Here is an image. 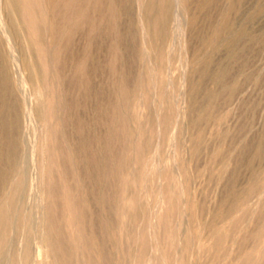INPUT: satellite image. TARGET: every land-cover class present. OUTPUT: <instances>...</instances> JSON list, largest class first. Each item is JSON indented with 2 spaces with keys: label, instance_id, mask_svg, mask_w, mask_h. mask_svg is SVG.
Segmentation results:
<instances>
[{
  "label": "rangeland",
  "instance_id": "obj_1",
  "mask_svg": "<svg viewBox=\"0 0 264 264\" xmlns=\"http://www.w3.org/2000/svg\"><path fill=\"white\" fill-rule=\"evenodd\" d=\"M4 1L0 65L9 83L4 104L13 111L5 115L20 121L17 128L0 130V154L17 151L15 162L0 155V201L13 193L16 204L0 264H12L17 255L16 264L47 263L37 253L44 232L67 244L70 264H87L88 257L94 264H264V0H183L180 5L178 0H19L12 11ZM34 15L44 17L43 54ZM28 61L40 71L47 67L53 82L55 93L47 100L57 109L56 120L48 125L47 100L35 91L38 82ZM50 130L51 154L41 153V140ZM49 156L56 158L55 170L42 176L39 166ZM66 157H72L71 166ZM48 190L55 199L45 197ZM67 191L69 200L78 201L75 209L85 210L84 218L71 225L64 219ZM48 213L55 218L46 221ZM73 225L83 231L92 227L93 233L86 229L76 241ZM91 235L101 242L86 251L82 241L88 243ZM103 249L109 254L102 261ZM25 251L29 254L22 259Z\"/></svg>",
  "mask_w": 264,
  "mask_h": 264
},
{
  "label": "bare ground",
  "instance_id": "obj_2",
  "mask_svg": "<svg viewBox=\"0 0 264 264\" xmlns=\"http://www.w3.org/2000/svg\"><path fill=\"white\" fill-rule=\"evenodd\" d=\"M34 1V0H33ZM33 1H31L32 2V4H33ZM49 1V0H48ZM55 1V0H54ZM147 1V0H146ZM181 1H183V0H178L177 2L179 3V5H180V3H181ZM185 2H187L186 0H184ZM4 5H6V8H8L9 10H14V8L16 7V6H18V3H19V0H5L4 1ZM55 3V2H54ZM148 3V2H147ZM178 3L176 4V5H178ZM207 3V2H206ZM20 4H21V2H20ZM35 4V3H34ZM40 4V3H39ZM48 4V3H47ZM51 4V3H50ZM183 4V3H182ZM181 4V5H182ZM186 4H188V3H186ZM28 6V5H27ZM34 6H36L37 7V5H34ZM22 7V6H21ZM30 7V6H29ZM41 7V6H40ZM19 9H20V7H18ZM34 9H35V7H33ZM38 8V7H37ZM164 8H165V6H164ZM8 9H6V10H8ZM22 9V8H21ZM43 9V8H42ZM51 9V8H50ZM160 9V8H159ZM49 12H50V10L49 9H47ZM149 10V9H148ZM163 10V9H162ZM161 10V11H162ZM26 11V10H25ZM41 11V10H40ZM26 12H28V11H26ZM33 12H37V11H35V10H32V14H33ZM7 13V12H6ZM31 13L29 14V15H31ZM43 13V12H42ZM51 13V12H50ZM48 14V13H47ZM8 15V14H7ZM10 15H12V14H10ZM28 15V16H29ZM151 15V14H150ZM9 16V15H8ZM15 16V15H14ZM161 16H162V14H161ZM12 17V16H11ZM25 17V16H24ZM13 18V17H12ZM20 18V17H19ZM27 18V17H26ZM33 20H34V35L36 36V38H37V41H36V44L38 45V50L39 51H41L42 52V54H43V52L44 51H46V48H44L43 47V45H42V43H41V41H43L42 39H41V36H42V25H43V22H44V17L43 16H38V15H34L33 17ZM49 18V17H48ZM9 19H10V17H9ZM8 19V20H9ZM23 19V18H22ZM29 19H31V17L29 18ZM7 20V21H8ZM147 20V19H146ZM14 21V20H13ZM12 21V22H13ZM26 21V20H25ZM9 22V21H8ZM11 23V21L9 22V24ZM17 23V22H16ZM22 24V23H21ZM17 26H18V24H16ZM29 25V24H28ZM148 25H151V24H148ZM13 26H14V24H13ZM146 26L147 25H144V27H143V29H146ZM22 27H23V25H22ZM45 28V27H44ZM22 29H24V28H22ZM55 32V31H54ZM146 34V33H145ZM152 34V33H151ZM29 35V34H28ZM44 35H45V33H44ZM148 35V34H147ZM149 36V35H148ZM54 37V36H53ZM43 38V37H42ZM47 41V40H46ZM230 42H232L231 40H229ZM44 43H45V41H43ZM152 43V42H151ZM229 43V42H228ZM58 45V44H57ZM156 46V45H155ZM34 47V46H33ZM53 48V47H52ZM61 48V47H60ZM33 50H34V48H33ZM53 51H54V49H53ZM1 52V51H0ZM50 53V52H49ZM2 54V52L0 53V55ZM3 55V54H2ZM38 55V54H37ZM40 55V54H39ZM50 56V55H49ZM1 57V56H0ZM36 57V56H35ZM39 57V56H38ZM55 57V56H54ZM1 58H4V57H1ZM33 58V57H32ZM40 58V57H39ZM37 59V58H36ZM29 60V59H28ZM42 60V59H41ZM27 61V60H26ZM38 61V60H37ZM50 61V60H49ZM48 61V62H49ZM2 62V61H1ZM36 62V61H35ZM43 62H44V60H43ZM52 62V61H51ZM4 63V62H3ZM26 63V62H25ZM28 63H29V61H28ZM28 63H26V66H27V64ZM47 63V62H46ZM37 64V63H36ZM38 65V64H37ZM40 65V64H39ZM59 66V65H58ZM51 67V66H50ZM27 68V67H26ZM31 72H32V75H34L33 77H35L37 80V82H38V87H37V89L35 90V91H37V94L39 95V97L40 96H42L44 99H45V101L47 100V97H48V95H49V93L51 92V91H53L54 93H55V91L54 90H52V89H50L51 87H53V82H50V81H48V70H47V67H45V70L44 69H42L41 71L40 70H38L37 69V67H36V65H35V63L34 62H30L29 63V68H28ZM50 70V69H49ZM29 71V72H30ZM218 71V70H217ZM222 71V70H221ZM6 72V71H5ZM4 72V73H5ZM219 72H220V70H219ZM226 72V71H225ZM204 73V72H203ZM218 73V72H217ZM58 74V73H57ZM5 75V74H4ZM8 75V74H7ZM6 75V76H7ZM222 75H223V73H222ZM51 76V75H50ZM56 76H58V75H56ZM210 76V75H209ZM218 76H221V75H218ZM224 76V75H223ZM225 77V76H224ZM224 77H223V79H224ZM53 78V77H52ZM57 78V77H56ZM61 78V77H60ZM212 78V77H211ZM214 78V77H213ZM221 78V77H220ZM6 79H7V77L5 78V76H3V68L1 67V65H0V130L2 129V130H6V129H12V128H14V126H15V124H17L18 123V120L20 121V119L18 118V120H17V123H16V121H15V123L14 122H12L13 120H11L10 121V119L9 118H7L6 117V112H8V111H11V112H13L12 111V109L10 110L9 108V110L7 109V107H9V106H5V104H4V101H5V95H6V93H7V91L9 90V89H7V88H5V82H6ZM57 79H59V78H57ZM216 79V78H215ZM222 79V78H221ZM8 82H9V79L7 80ZM52 81V80H51ZM60 82V81H59ZM55 83V82H54ZM201 83V82H200ZM9 84V83H8ZM8 84H6V85H8ZM57 84V83H56ZM56 84L54 85V88H55V86H56ZM59 84V83H58ZM240 85V84H239ZM36 86H37V83H36ZM59 86V85H58ZM57 86V87H58ZM236 86V85H235ZM60 87V86H59ZM190 87V86H189ZM233 88V87H232ZM7 89V90H6ZM56 89V88H55ZM58 90V89H57ZM63 90V89H62ZM59 91H61V90H59ZM64 91V90H63ZM127 91V90H126ZM228 91H230V90H228ZM231 91H233L232 89H231ZM230 91V92H231ZM195 92V91H194ZM193 92V93H194ZM61 93V92H60ZM199 93V92H198ZM7 94H9V93H7ZM58 94V93H57ZM205 94V93H204ZM127 95V94H126ZM128 95H129V93H128ZM53 96V95H52ZM205 96V95H204ZM204 96H202V97H204ZM230 96H231V94H230ZM59 97H61L60 95H59ZM196 97V96H195ZM198 97V96H197ZM201 97V96H200ZM41 98V97H40ZM193 98V97H192ZM227 98V97H226ZM61 99V98H60ZM196 99V98H195ZM200 99V98H199ZM228 99V98H227ZM49 100L50 99H48L46 102H47V104H46V102H45V104H44V110H43V115H44V117H45V120H46V123H47V125H48V122H52V121H54L55 122V120H56V110H55V105H54V103H53V101L51 102H49ZM194 100V99H193ZM59 101V100H58ZM58 101H55V102H58ZM145 101V100H144ZM198 101V100H197ZM197 101H195V102H197ZM42 102V101H41ZM146 102V101H145ZM67 104V103H66ZM125 104V103H124ZM191 104V103H190ZM60 105H61V103H60ZM122 105V104H121ZM121 105H120V107H121ZM127 104H125L124 106H126ZM68 106V105H67ZM195 106V105H194ZM15 110H16V108L15 107H13ZM41 108V107H40ZM60 108V107H59ZM126 108V107H125ZM128 108V107H127ZM13 109V110H14ZM118 109V108H117ZM120 109V108H119ZM124 109V108H123ZM168 109V108H167ZM189 110V109H188ZM66 111V110H65ZM119 111H121V110H119ZM124 111V110H123ZM39 112H40V114H41V110L39 109ZM59 112V111H58ZM125 112V111H124ZM63 113V112H62ZM129 113H130V111H129ZM69 114V113H68ZM121 114V113H120ZM125 114V113H124ZM124 114H122L123 116H125ZM126 114H127V112H126ZM207 114H208V112H207ZM11 115V114H10ZM63 115V114H62ZM65 115V114H64ZM128 115V114H127ZM12 116V115H11ZM10 116V117H11ZM67 116V115H66ZM66 116L64 117V118H66ZM117 116V115H116ZM14 117H16L15 116V114H14ZM61 117V116H60ZM69 117V115L67 116V118ZM120 117V116H119ZM127 117H129V116H127ZM136 117V116H135ZM166 117V116H165ZM12 118V117H11ZM63 120L64 119H62L61 120V122H63ZM164 120V119H163ZM69 121V120H68ZM120 121H122V120H120ZM65 122V121H64ZM66 122H67V120H66ZM162 122V121H161ZM68 123V122H67ZM124 123H126L125 121H124ZM138 123V122H137ZM163 123V122H162ZM20 124V123H19ZM62 124V123H61ZM47 125H45V126H47ZM59 125V124H58ZM51 126V125H50ZM49 126V127H50ZM16 128H17V126H15ZM20 128V127H19ZM62 128H64V127H62ZM121 129V128H120ZM126 128H124V130H125ZM168 129V128H167ZM17 130H19V129H17ZM54 130V129H53ZM53 130H50V133L48 132V134L46 133L45 134V136H44V134H43V140H41V144H40V149H41V153H47V152H49V151H52L51 150V148H52V146H50L49 145V143H48V141H50V140H52L53 139V136H54V131ZM56 130V129H55ZM58 130V129H57ZM124 130H122L123 132H124ZM122 131H120V132H122ZM1 132V131H0ZM130 132V131H129ZM128 133V132H127ZM127 133H125L126 135H127ZM9 134V133H8ZM124 134V135H125ZM129 134V133H128ZM137 134V133H136ZM199 134V133H198ZM5 135V134H4ZM10 135H12V134H10ZM15 135V134H14ZM58 135V134H57ZM7 136V135H6ZM6 136L4 137V138H6ZM17 136V135H16ZM59 136V135H58ZM118 136V135H117ZM121 136V135H120ZM134 136V135H133ZM142 136V135H141ZM196 136V135H195ZM202 136V135H201ZM7 137H9V136H7ZM125 137V136H124ZM127 137V136H126ZM144 137H145V135H144ZM143 137V138H144ZM9 138H12V137H9ZM8 138V139H9ZM15 139H14V141L15 140H17L18 138L17 137H14ZM17 138V139H16ZM56 138H58V137H56ZM116 138V137H115ZM121 138H122V136H121ZM131 138V137H130ZM136 138V137H135ZM141 138V137H140ZM203 138V137H202ZM1 139H2V137H1ZM7 139V138H6ZM7 139V140H8ZM65 139H67V138H65ZM125 139V138H124ZM127 139V138H126ZM199 139V138H198ZM197 139V140H198ZM3 140V139H2ZM1 140V141H2ZM10 140L11 139H9V142H10ZM57 140H59V139H57ZM69 139H67V141H68ZM117 140V139H116ZM120 140V139H119ZM130 140L131 139H129V142H130ZM141 140H142V138H141ZM264 140V139H263ZM4 141V140H3ZM21 141V140H20ZM54 141V140H53ZM56 141V140H55ZM200 141V140H199ZM117 142H118V140H117ZM122 142V141H121ZM139 142V141H138ZM143 142V141H142ZM141 142V143H142ZM197 142V141H196ZM11 143V142H10ZM15 143H17L16 141H15ZM19 143V142H18ZM18 143L17 144H15L16 146H18ZM55 143V142H54ZM58 143V142H57ZM63 143H65V142H63ZM123 143H124V141H123ZM133 143H135V142H133ZM137 143V142H136ZM140 143V142H139ZM1 144L2 143H0V148H2V146H1ZM3 144H4V142H3ZM14 144V143H13ZM59 144V143H58ZM66 144V143H65ZM258 144V143H257ZM263 144V143H262ZM52 145V144H51ZM59 145H61V144H59ZM63 145V144H62ZM71 145H73V143L71 144ZM126 145V144H125ZM124 145V146H125ZM137 145V144H136ZM261 145V144H260ZM264 145V144H263ZM262 145V146H263ZM56 146V145H55ZM58 146V145H57ZM127 146V145H126ZM138 146V145H137ZM13 147V146H12ZM53 147H54V145H53ZM62 147V146H61ZM64 147V146H63ZM62 147V148H63ZM3 148H5V147H3ZM68 148V147H67ZM73 148V147H72ZM71 148V149H72ZM122 148V147H121ZM139 148H141V147H139ZM144 148V147H143ZM264 148V147H263ZM10 149V148H9ZM9 149H7L6 150V152L5 153H2L1 152V154H3L2 156H3V158H4V160L5 161H12L13 159H14V152H16V154H17V151H14L13 149H11V150H9ZM16 149V148H15ZM18 149V148H17ZM16 149V150H17ZM59 149H61V148H59ZM70 149V150H71ZM110 149H111V147H110ZM142 149V148H141ZM257 149V148H256ZM255 149V150H256ZM38 150V149H37ZM62 150V149H61ZM77 150V149H76ZM75 150V151H76ZM79 150V149H78ZM77 150V151H78ZM123 150V149H122ZM129 150V149H128ZM132 150V149H131ZM261 150H262V148L261 147H259L257 150H256V152L255 153H260L261 152ZM264 150V149H263ZM2 151H5V149H3ZM76 151V152H77ZM119 151V150H118ZM139 151V150H138ZM63 152V151H62ZM75 152V153H76ZM216 152V151H215ZM40 153V154H41ZM50 153V152H49ZM61 153V152H60ZM70 153V152H69ZM117 153V152H116ZM121 153V152H120ZM217 153V152H216ZM221 153V152H220ZM244 153V152H243ZM257 153V154H258ZM0 154V155H1ZM39 154V155H40ZM48 154V153H47ZM51 154V153H50ZM56 154V153H55ZM64 155H62L61 154V156H67V154H65V153H63ZM71 154V153H70ZM82 154H84V153H82ZM118 154V153H117ZM116 154V155H117ZM136 154V153H135ZM257 154H255V155H257ZM53 155V154H52ZM69 155V154H68ZM102 155V154H101ZM125 155V154H124ZM123 155V156H124ZM214 155V154H213ZM219 155V154H218ZM239 155H240V153H239ZM259 155V154H258ZM17 156V155H16ZM60 156V155H59ZM78 156V157H77ZM77 156H75V157H77V158H81V157H79V156H82V155H77ZM83 156H85V155H83ZM100 156V155H99ZM118 156H120V154L118 155ZM133 156V155H132ZM136 156H138V155H136ZM216 156H217V154H216ZM45 157H46V155H45ZM109 158H110V156H108ZM107 157V158H108ZM139 157V156H138ZM221 157V156H220ZM49 158H52V159H50V161L48 162V163H46V160H45V163L46 164H44V165H42L41 167L39 166V168H41V170H40V175H45V174H50L51 173V171L54 169L55 170V168H53L56 164H55V162H56V158H53V157H50L49 156ZM48 158V159H49ZM70 157H66V159H68L67 161H69L70 162V159L72 158H70ZM92 158V157H91ZM96 159H97V157H95ZM94 158V159H95ZM143 158V157H142ZM241 158V157H240ZM83 159V158H82ZM81 159V160H82ZM93 159V160H94ZM105 159V158H104ZM116 159V158H115ZM118 159H120L121 160V158L119 157ZM126 159V158H125ZM131 159V158H130ZM242 159V158H241ZM240 159V160H241ZM4 160H3V162H4ZM61 160H62V158H61ZM77 160V159H76ZM80 160V161H81ZM98 160V159H97ZM106 160V159H105ZM111 160V159H110ZM249 160V159H248ZM2 161V160H1ZM14 161V160H13ZM59 161H60V158H59ZM80 161H78L77 163L78 164H80ZM95 161V160H94ZM108 161V160H107ZM116 161V160H115ZM125 161V160H124ZM123 161V162H124ZM129 161V160H128ZM15 162V161H14ZM58 162V161H57ZM68 162V163H69ZM85 162V161H84ZM91 162H92V160H91ZM90 162V163H91ZM121 162V161H120ZM126 162V161H125ZM140 162V161H139ZM5 163V162H4ZM4 163H3V165H4ZM60 163H61V161H60ZM103 163H105V161L103 162ZM112 163V162H111ZM122 163V162H121ZM131 163H132V161H131ZM144 163V162H143ZM241 163V162H240ZM248 164L250 163V162H247ZM8 164V163H7ZM17 164H19V163H17ZM65 164V163H64ZM74 164V163H73ZM72 164V165H73ZM75 164H76V161H75ZM87 164V163H86ZM108 163H106V165H107ZM251 164V163H250ZM2 165V164H1ZM9 165V164H8ZM41 165V164H40ZM63 165V164H62ZM62 165H60V167L62 166ZM89 165V164H88ZM95 165V164H94ZM110 165V164H109ZM112 165H114V164H112ZM123 165V164H122ZM252 165L254 166V164L252 163ZM58 166V165H57ZM70 166H71V162H70ZM80 166V165H79ZM97 165H95V167H96ZM235 166V165H234ZM245 166H247V165H245ZM15 167H17V165L15 166ZM63 167H64V165H63ZM73 167V166H72ZM108 167V166H107ZM180 167V166H179ZM182 167V166H181ZM231 167V166H230ZM233 167V166H232ZM249 167H251V165L249 166ZM248 167V168H249ZM14 168V167H13ZM66 168V167H65ZM71 168V167H70ZM73 168H75V167H73ZM77 168V167H76ZM82 168V167H81ZM86 168H88V167H86ZM102 168V167H101ZM104 168V167H103ZM115 168V167H114ZM124 168V167H123ZM127 168V167H126ZM236 168H238V167H236ZM247 168V169H248ZM4 169H6V168H4ZM17 169V168H16ZM72 169V168H71ZM99 169V168H98ZM116 169V168H115ZM121 169H122V166H121ZM128 169V168H127ZM190 169V168H189ZM231 169V168H230ZM3 170V169H2ZM18 170V169H17ZM67 170H69V169H67ZM82 170H83V168H82ZM85 170H87V169H85ZM103 170V169H102ZM224 170V169H223ZM239 170V169H238ZM9 171V170H8ZM65 172H66V169L64 170ZM63 171V172H64ZM88 171V170H87ZM98 171V170H97ZM100 171H101V169H100ZM119 171H120V168H119ZM183 171V170H182ZM74 172V171H73ZM72 172V173H73ZM89 172V171H88ZM116 172V171H115ZM126 172V171H125ZM132 172V171H131ZM232 172V171H231ZM234 172V171H233ZM237 172V171H236ZM261 172H263V171H261ZM56 173V171H54L53 172V174H55ZM79 173H81L80 171H79ZM118 173V172H117ZM122 173V172H121ZM239 173V172H238ZM52 174V176H56V175H53ZM123 174V173H122ZM136 174V173H135ZM235 174V173H234ZM250 174V173H249ZM262 174V173H261ZM260 174V175H261ZM3 175V172H1L0 171V177ZM12 175V174H11ZM22 175V174H21ZM65 175V174H64ZM63 175V176H64ZM69 175V174H68ZM72 175V174H71ZM70 175V176H71ZM88 175H93V174H88ZM107 175V174H106ZM227 175V174H226ZM233 175V174H232ZM238 175V174H237ZM254 175V174H253ZM253 175H252V177H253ZM9 176V175H8ZM47 176V175H46ZM50 176V175H49ZM49 176H47L48 178H49ZM124 177H125V175H123ZM249 176H251V174L249 175ZM256 176H258V175H256ZM54 177H53V179H54ZM72 177H76V176H72ZM92 177V176H91ZM102 177V176H101ZM100 177V178H101ZM103 177H105V174H104V176ZM111 177V176H110ZM122 177V176H121ZM132 177V176H131ZM170 177V176H169ZM264 177V176H263ZM12 178H13V176H12ZM63 178V177H62ZM93 178H94V176H93ZM96 178V177H95ZM100 178H98V179H100ZM108 178H109V176H108ZM164 178V177H163ZM174 178V177H173ZM225 178V177H224ZM229 178V177H228ZM237 178V177H236ZM239 178V177H238ZM261 178H262V175H261ZM1 179V178H0ZM14 179V178H13ZM45 179V178H44ZM73 179V178H72ZM78 179V178H77ZM112 179V178H111ZM122 179H123V177H122ZM130 179H132V178H130ZM171 179V178H170ZM260 179V178H259ZM50 180V179H49ZM62 180H64V179H62ZM67 180V179H66ZM113 180H114V178H113ZM128 180V179H127ZM169 180V179H168ZM13 181V180H12ZM17 181V180H16ZM40 181H41V179H40ZM82 181V180H81ZM84 181V180H83ZM117 181V180H116ZM121 182L123 181V180H120ZM231 181V180H230ZM249 181H251V180H249ZM0 182H1V180H0ZM45 182V181H44ZM47 182V181H46ZM65 182V181H64ZM258 182V181H257ZM1 183H3V182H1ZM48 183V182H47ZM66 183V182H65ZM110 183V182H109ZM221 183H222V181H221ZM238 183V182H237ZM50 184V183H49ZM57 184V183H56ZM59 184V183H58ZM77 184V183H76ZM95 184V183H94ZM100 184H102V183H100ZM169 184V183H168ZM224 184V183H223ZM241 184V183H240ZM252 184V183H251ZM256 184V183H255ZM3 186L5 185V184H2ZM18 185H20L19 184V181L18 182H16V187L18 186ZM44 185V184H43ZM66 185V184H65ZM86 185V184H85ZM106 185H107V182H106ZM264 185V184H263ZM11 186V185H10ZM74 186H75V184H74ZM81 185H78L77 187H80ZM224 186H226V185H224ZM12 187V186H11ZM15 187V188H16ZM48 187V186H47ZM76 187V188H77ZM231 187H232V185H231ZM230 187V188H231ZM242 187V186H241ZM14 188V187H13ZM45 188V187H44ZM66 188L67 189H69L68 188V185L66 186ZM83 188V187H82ZM86 188V187H85ZM88 188V187H87ZM87 188L85 189V190H87ZM124 188V187H123ZM235 188V187H234ZM248 188H249V186H248ZM254 188H255V186H254ZM258 188V187H257ZM256 188V189H257ZM71 189V188H70ZM78 189V188H77ZM253 189V188H252ZM255 189V190H256ZM1 190H3L4 191V189H1ZM13 190V189H12ZM18 190V189H17ZM51 190V189H50ZM64 190H65V188H64ZM71 190H73V189H71ZM75 190V189H74ZM81 190V189H80ZM88 190H91V189H88ZM87 190V191H88ZM125 190V189H124ZM223 190V189H222ZM221 190V191H222ZM225 190V189H224ZM238 190V189H237ZM250 190V189H249ZM254 190V189H253ZM8 191V190H7ZM53 191V190H52ZM69 191V190H68ZM68 191H67V193L65 194V192H64V194H65V199H66V211H67V214H66V217L64 218V219H66L67 221H68V223L70 224V222H74V220H77V221H79V220H82L83 218H84V211L85 210H82L81 209V207H79L80 208V210H79V212L75 209V207L78 209V206L79 205H77V206H75V204H77V202L78 201H76V199H78V197H74L73 196V198H76L75 199V201H76V203L74 202V201H71V200H69L68 199V196L69 195H67L68 194ZM83 191H84V188H83ZM97 191V190H96ZM177 191V190H176ZM234 191V193H235V191L236 190H233ZM243 191V190H242ZM257 191V190H256ZM2 192V191H1ZM0 192V193H1ZM15 192V191H14ZM73 192H75V191H73ZM72 192V193H73ZM81 192V191H80ZM79 192V193H80ZM89 192V191H88ZM91 192V191H90ZM115 192V191H114ZM175 192V191H174ZM264 192V191H263ZM8 193V192H7ZM11 193V192H10ZM17 193V192H16ZM54 193V192H53ZM69 193H70V191H69ZM76 193V192H75ZM92 193V192H91ZM223 193V192H222ZM226 193V192H225ZM228 193H231L230 191L228 192ZM233 192H232V194H234ZM15 194V193H14ZM60 194V193H59ZM63 194V193H62ZM81 194V193H80ZM89 195V193H87L86 191L84 192V195ZM108 194V193H107ZM183 194V193H182ZM247 194V193H246ZM249 195H250V193H248ZM6 195V194H5ZM46 196V198H48V197H50L51 195L53 196L54 194H49V190L47 191V193L45 194ZM71 195V194H70ZM105 195V194H104ZM109 195V194H108ZM114 195H116V194H114ZM227 195V194H226ZM249 195H246V196H249ZM258 195V194H257ZM2 196V195H1ZM15 196V195H14ZM58 196V195H57ZM77 196V195H76ZM79 196H81V195H79ZM91 197H92V194L90 195ZM107 196V195H106ZM122 196V195H121ZM124 196V195H123ZM122 196V197H123ZM54 197V196H53ZM63 197V196H62ZM97 197V196H96ZM99 197V196H98ZM110 197V196H109ZM119 197V196H118ZM260 197H262V194H261V196ZM259 197V198H260ZM13 193L12 194H9V195H7V196H5V197H3V199L0 201V255H1V253H2V251L4 250L3 249V247H4V244H5V242L6 241H8V240H6L7 239V233H8V229L10 228V226H11V216H13V215H10L11 214V210H13V209H11V206L13 205V203H12V201H13ZM59 198H61V197H59ZM71 198V197H70ZM73 198H72V200H73ZM80 198H82V197H79V199ZM83 198H84V196H83ZM89 198V197H88ZM100 198H101V196H100ZM107 198V197H106ZM257 198V197H256ZM258 198V199H259ZM263 198V197H262ZM49 199H51V198H49ZM54 199H55V197H54ZM64 199V200H65ZM85 199V198H84ZM83 199V200H84ZM93 199V198H92ZM236 199V198H235ZM255 199V198H254ZM15 200V199H14ZM48 200V199H47ZM62 200H63V198H62ZM88 200V199H87ZM97 200V199H96ZM100 200V199H99ZM102 200H104V197H103V199ZM101 200V201H102ZM112 200V199H111ZM111 200H110V202H111ZM122 200H123V198H122ZM244 200H246V198L244 199ZM248 200V199H247ZM250 200V199H249ZM261 200V202H262V199H260ZM49 201V200H48ZM52 201H53V199H52ZM52 201H49V202H52ZM55 201V200H54ZM54 201H53V203H54ZM81 201H82V199H81ZM89 201H90V199H89ZM92 201V200H91ZM95 201V200H94ZM105 201H106V199H105ZM227 201V200H226ZM242 201V200H241ZM259 201V200H258ZM48 202V203H49ZM56 202H57V200H56ZM58 202H59V200H58ZM57 202V203H58ZM80 202V201H79ZM83 202H85V201H83ZM96 202H98V200L96 201ZM107 202V201H106ZM165 202H166V200H165ZM167 202H169V201H167ZM251 202V201H250ZM57 203H55V205L57 204ZM82 203V202H81ZM87 203H88V201H87ZM156 203V202H155ZM158 203V202H157ZM89 204V203H88ZM124 204V203H123ZM170 204V203H169ZM218 204V203H217ZM227 204V203H226ZM234 204V203H233ZM14 205H16V204H14ZM13 205V206H14ZM49 205H51V203L49 204ZM58 205H59V203H58ZM103 205H104V202H103ZM114 205V204H113ZM112 205V206H113ZM252 205V204H251ZM12 206V207H13ZM47 206V205H46ZM45 206V207H46ZM171 206V205H170ZM229 206V205H228ZM231 206V205H230ZM243 206V205H242ZM15 207V206H14ZM50 208H51V206H49ZM56 207H57V205H56ZM106 207V206H105ZM156 207V206H155ZM167 207V206H166ZM169 207V206H168ZM198 207V206H197ZM227 207V206H226ZM235 207V206H234ZM244 207V206H243ZM242 207V208H243ZM249 207V206H248ZM252 207H253V205H252ZM104 208V207H103ZM162 208V207H161ZM229 208V207H228ZM47 209V208H46ZM55 209V208H54ZM84 209V208H83ZM113 209H115V208H113ZM165 209V208H164ZM163 209V210H164ZM167 209H169V208H167ZM250 209V208H249ZM82 210V211H81ZM234 210V209H233ZM55 211V210H54ZM57 211V210H56ZM81 211V212H80ZM214 211V210H213ZM83 212V213H82ZM87 212V211H86ZM170 212V211H169ZM47 213V212H46ZM60 213V212H59ZM166 213V212H165ZM223 213V212H222ZM221 213V214H222ZM56 214V213H55ZM87 214H89V213H87ZM87 214L85 215V216H87ZM199 214V213H198ZM211 214V213H210ZM156 215H157V213H156ZM220 215V214H219ZM218 215V216H219ZM51 216H52V214L51 213H48V214H46L45 215V220L47 221H49L50 220V218H51ZM241 216V215H240ZM14 217V216H13ZM95 217V216H94ZM98 217V216H97ZM156 217V216H155ZM202 217V216H201ZM216 217V216H215ZM53 218H55V217H53ZM53 218H51V220L53 219ZM61 218V217H60ZM86 218H89V217H86ZM159 218V217H158ZM157 218V219H158ZM221 218V217H220ZM104 218L102 217V220H103ZM124 219V218H123ZM157 219H155V220H157ZM161 219V218H160ZM222 219V218H221ZM238 219V218H237ZM50 220V221H51ZM57 220V219H56ZM91 220V219H90ZM93 220V219H92ZM101 220V219H100ZM108 221H109V219H107ZM12 221H14V220H12ZM54 221H55V219H54ZM62 221V220H61ZM111 221V220H110ZM167 221V220H166ZM44 222V221H43ZM57 222V221H56ZM87 222V221H86ZM92 222V221H91ZM93 222H97V221H93ZM124 222V221H123ZM158 222H160V221H156V223H158ZM66 223V222H65ZM77 223V222H76ZM81 223H82V228H84V222H82L81 221ZM81 223L79 222V225H81ZM73 224V223H72ZM94 224V223H93ZM106 224H110V223H105V225ZM159 224V223H158ZM162 224V223H161ZM169 224V223H168ZM201 224V223H200ZM222 224V223H221ZM71 225V224H70ZM77 225V224H76ZM89 225V224H88ZM95 225V224H94ZM105 225H104V227H105ZM111 225H112V222H111ZM156 225V224H155ZM169 226V225H168ZM45 227H46V225H45ZM109 227H110V225H109ZM160 227H162V225H160ZM203 227H204V225H203ZM48 228H50L49 227V225H48ZM64 228V227H63ZM73 228H74V225H73ZM82 228H78V227H75L74 228V230H71V232H75V233H73V234H75L76 235V238H75V240L76 239H78V237H80V236H83L84 235V237H85V230L86 229H88L90 232H91V234L93 233L92 232V230L94 229V228H90V227H88V228H86L84 231H83V229ZM158 228V227H157ZM165 228V227H164ZM199 228V227H198ZM44 229V228H43ZM53 229H55L56 231H58V227H57V225H53ZM82 229V230H81ZM96 229V228H95ZM111 229V228H110ZM109 229V230H110ZM120 229H122V228H120ZM162 229V228H161ZM202 229V228H201ZM40 230V229H39ZM54 230V231H55ZM88 230H87V234H88ZM100 230H101V228H100ZM170 230V229H169ZM103 231V230H102ZM60 232V231H59ZM58 232V233H59ZM70 232V231H69ZM95 232H96V230H95ZM94 232V233H95ZM114 232V231H113ZM261 232V231H260ZM11 233V232H10ZM102 233H104V232H101V234ZM129 233V232H128ZM201 233V232H200ZM259 233V232H258ZM50 234V233H49ZM48 234V232H44V234H43V236H42V240H41V246L40 247H43V248H41V249H39V251H38V249H37V253L40 255V256H42L44 259H45V261H47V263L45 262V264H70V261H71V253L68 251V249L66 248V245L64 244V242L62 241V240H60L59 239V237H55V238H52L50 235ZM122 234V233H121ZM154 234V233H153ZM262 234H264V233H262ZM56 235H58L57 234V232H56ZM59 235H61L60 233H59ZM58 235V236H59ZM118 235V234H117ZM163 235V234H162ZM168 235H169V233H168ZM218 235V234H217ZM94 236H96V235H94ZM102 236H103V234H102ZM108 236V235H107ZM113 236V235H112ZM123 236H125L124 234H123ZM159 236V238H160V236L161 235H158ZM157 236V237H158ZM261 236V235H260ZM84 237H83V239H84ZM88 237H89V235H88ZM91 237H92V235H91ZM128 237H129V235H128ZM163 237V236H162ZM170 237V236H169ZM61 238V237H60ZM97 238H99V237H92V238H90L89 240V242L87 243V241H85V239L82 241V243H84L83 244V246L85 245L86 246V251H89L93 246H95V245H98L99 246V243L101 242H98L97 240H99V239H97ZM105 238V237H104ZM109 238H110V236H109ZM173 238V237H172ZM263 238V237H262ZM121 239V238H120ZM156 239V238H155ZM68 240V239H67ZM72 239H70V241H71ZM74 240V239H73ZM106 240V239H105ZM109 240V239H108ZM107 240V241H108ZM160 240V239H159ZM162 240H164V239H161V241ZM77 241V240H76ZM78 241L80 242V240L78 239ZM160 241V242H161ZM165 241V240H164ZM38 242V241H37ZM85 242L87 243V244H85ZM103 242H105V241H103ZM176 242V241H175ZM72 244H73V246L75 245V246H77L76 244H74L73 243V241L71 242ZM164 243V242H163ZM186 244V243H185ZM7 245V244H6ZM38 245V244H37ZM40 245V244H39ZM124 245V244H123ZM160 245V244H159ZM215 245V244H214ZM214 245H212V246H214ZM79 246V245H78ZM77 246V247H78ZM158 246V245H157ZM187 246V245H186ZM39 247V246H38ZM39 247V248H40ZM76 247V248H77ZM122 247H124L125 248V246H122ZM121 247V248H122ZM5 248V247H4ZM71 248V247H70ZM78 248H80V246L78 247ZM99 248H101V247H99ZM154 248V247H153ZM166 248V247H165ZM214 248H215V246H214ZM72 249V248H71ZM81 249V248H80ZM95 248H93L92 250H94ZM105 249H107V248H105ZM105 249H103L102 250V252L100 253L101 254V256H100V258H101V260L103 261L104 260V255L103 254H105V256H106V254L108 253H103L104 252V250ZM119 249H120V247H119ZM126 249V248H125ZM157 249H158V247H157ZM156 249V250H157ZM75 250V249H74ZM96 250V249H95ZM121 250V249H120ZM141 250V249H140ZM29 251V250H28ZM101 251V250H100ZM149 251V250H148ZM161 251V250H160ZM159 251V252H160ZM261 251V250H260ZM4 252V251H3ZM73 252V251H72ZM95 252V251H94ZM97 252V251H96ZM95 252V253H96ZM123 252V251H122ZM74 253H76V252H74ZM78 253V252H77ZM89 253H91V251L89 252ZM94 253V254H95ZM121 253V252H120ZM152 253H153V251H152ZM15 254V253H14ZM28 252L27 251H25V253L21 256L22 257V259H27V256H28ZM73 254V253H72ZM109 254V253H108ZM125 254V253H124ZM127 254V253H126ZM125 254V255H126ZM123 255V254H122ZM121 255V256H122ZM18 256V255H17ZM16 256V257H17ZM74 256V255H73ZM77 256H79V255H77ZM85 256V255H84ZM83 256V257H84ZM124 256V255H123ZM13 257H14V255H13ZM16 257H14L13 258V261H12V264H16ZM39 257V256H38ZM109 257V256H108ZM162 257V256H161ZM75 258V257H74ZM100 258H98V259H100ZM123 258V257H122ZM122 258H121V260H122ZM125 258V257H124ZM150 258H152V257H150ZM165 258H167V257H165ZM1 259V258H0ZM20 259V258H19ZM41 259V258H40ZM86 259V258H85ZM106 259H107V257H106ZM116 259H118V258H116ZM127 259V258H126ZM157 259V258H156ZM162 259H163V257H162ZM84 260V259H83ZM87 261H85V262H87V264H94L91 260H90V258L88 257L87 259H86ZM23 261V260H22ZM22 261H19V262H22ZM29 261L30 260H28V263H29ZM113 261V260H112ZM152 261V260H151ZM257 261V260H256ZM42 262V261H41ZM40 262V263H41ZM150 262V261H149ZM149 262H148V264H149ZM155 262V261H154ZM184 262V261H183ZM253 262V261H252ZM37 263V262H36ZM186 263V262H185ZM75 264V263H74ZM85 264V263H84ZM153 264V263H152Z\"/></svg>",
  "mask_w": 264,
  "mask_h": 264
}]
</instances>
